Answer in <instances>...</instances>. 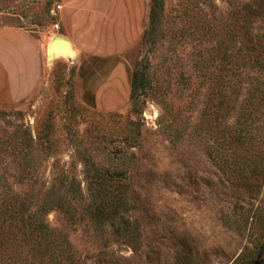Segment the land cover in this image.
I'll use <instances>...</instances> for the list:
<instances>
[{
    "label": "rangeland",
    "instance_id": "1",
    "mask_svg": "<svg viewBox=\"0 0 264 264\" xmlns=\"http://www.w3.org/2000/svg\"><path fill=\"white\" fill-rule=\"evenodd\" d=\"M65 1L0 0V138L5 149L0 174L4 171L16 191L31 188L46 205L44 218L61 236L62 253L77 264H248L250 255L255 264H264L255 251L264 228L263 106L254 101L257 118L250 126L249 163L256 167L259 186L237 185L216 151L220 142L231 140L230 126L250 87L246 82L254 74L264 79L249 67L241 77L244 88L232 95L234 108L220 123L224 51L230 54V69L241 43L240 37L229 39V33L240 31L242 23L247 26L242 33L262 35V17H236L235 0H210V6L202 0H160L162 23L155 43L141 40L127 53L132 67L148 60L152 80L133 108L132 73L126 65L86 66L95 80L84 96L80 59L60 55L50 60L49 43L63 27L57 6ZM147 2L145 29L152 1ZM118 71L127 72L120 83ZM15 131L20 133L16 138ZM173 135L181 138L172 140ZM28 141L38 165L30 179L20 165L25 152L14 146ZM87 162L130 178L140 250L99 230L87 217L71 222L54 204V192L68 196L72 179L83 192L79 209L92 201Z\"/></svg>",
    "mask_w": 264,
    "mask_h": 264
},
{
    "label": "trees",
    "instance_id": "2",
    "mask_svg": "<svg viewBox=\"0 0 264 264\" xmlns=\"http://www.w3.org/2000/svg\"><path fill=\"white\" fill-rule=\"evenodd\" d=\"M151 1L149 24L142 39L145 45L155 43L162 23V3L160 0ZM202 1L208 6L211 5L210 0ZM235 14L240 19L245 17V20H250L257 16L264 20V0H235ZM244 27L247 28L241 23L240 31L229 33V39L241 38L238 53L234 55L236 65L230 69L228 68L230 54L224 51L225 55L222 59L224 64L220 69L226 72L227 77L221 79L219 83V108L222 111L220 123L227 121L225 114L234 108V105H231L232 95H239L237 89L240 91L243 86L242 74L249 67L261 76L264 74V34L250 33L254 35L250 37L248 33H242ZM246 83L250 87L244 85L245 98L237 111L233 125L230 126L233 132L231 140L220 142L216 151L221 158L223 168L228 169V172L235 176L237 185L253 189L254 186L259 185L256 167L249 163V156L252 154L250 126L253 118H257L253 110L256 106L254 101L264 108V79L254 74L253 80ZM151 87L150 65L148 60H144L134 66L132 74L130 100L133 108L137 107L142 92ZM261 113L264 115V109ZM169 126L171 128V125ZM201 130L206 131L209 128L206 130L201 128ZM17 131L20 132L19 129ZM17 131L12 133L14 138L21 133ZM21 136L28 138L27 134L21 133ZM171 138L179 140L181 137L173 135ZM14 146L16 151H18L16 148L22 147L25 152L24 157L20 156V165L23 175L29 176L27 178L30 179L31 172H35L38 166L32 155L31 142L28 141L23 146L16 143ZM4 152L0 138V157H3L1 154ZM0 170L3 169L0 167ZM85 173L93 194L92 201L83 210L79 209L78 204L83 200V192L79 184L72 179L68 196L54 192V204L71 222L87 217L99 230L103 232L109 230L113 235L127 240L136 251L140 250L143 246L142 233L139 221L131 216L135 203L131 198L130 178L111 169L103 170L90 162H87ZM38 203L31 188L16 191L11 187L4 171L0 174V264H77L70 255L62 253L61 236L44 218L46 205L42 202ZM256 242V257L263 259L264 262V228ZM248 264H255V256L250 255Z\"/></svg>",
    "mask_w": 264,
    "mask_h": 264
},
{
    "label": "crops",
    "instance_id": "3",
    "mask_svg": "<svg viewBox=\"0 0 264 264\" xmlns=\"http://www.w3.org/2000/svg\"><path fill=\"white\" fill-rule=\"evenodd\" d=\"M61 5L63 27L62 31H59L60 28L58 31L70 40L76 57L80 59L79 77L86 83L84 96L90 95L88 83L95 80V73H86V66L92 63L105 68L113 63L126 65L129 76L133 74L134 67L127 53L143 39L148 20L147 0H66ZM126 73L122 76L123 73L118 71L116 80L120 83ZM103 75L106 77V70Z\"/></svg>",
    "mask_w": 264,
    "mask_h": 264
},
{
    "label": "water",
    "instance_id": "4",
    "mask_svg": "<svg viewBox=\"0 0 264 264\" xmlns=\"http://www.w3.org/2000/svg\"><path fill=\"white\" fill-rule=\"evenodd\" d=\"M65 55L69 57H76V52L71 46L68 38L61 35H54L48 46V55ZM256 264H261V260H257Z\"/></svg>",
    "mask_w": 264,
    "mask_h": 264
},
{
    "label": "built area",
    "instance_id": "5",
    "mask_svg": "<svg viewBox=\"0 0 264 264\" xmlns=\"http://www.w3.org/2000/svg\"><path fill=\"white\" fill-rule=\"evenodd\" d=\"M61 7H62V5L59 4V5L57 6L58 10L61 9ZM54 14H56V13H54ZM54 26H55V28H56L57 30L60 28L59 23H56Z\"/></svg>",
    "mask_w": 264,
    "mask_h": 264
},
{
    "label": "bare ground",
    "instance_id": "6",
    "mask_svg": "<svg viewBox=\"0 0 264 264\" xmlns=\"http://www.w3.org/2000/svg\"><path fill=\"white\" fill-rule=\"evenodd\" d=\"M59 54H57V55H51V56H49V58H50V60H53L55 57H57Z\"/></svg>",
    "mask_w": 264,
    "mask_h": 264
}]
</instances>
